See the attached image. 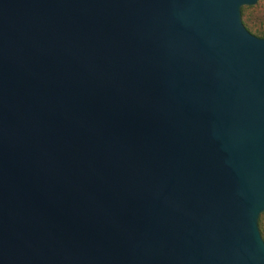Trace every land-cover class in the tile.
I'll list each match as a JSON object with an SVG mask.
<instances>
[{
  "label": "water",
  "instance_id": "95a60500",
  "mask_svg": "<svg viewBox=\"0 0 264 264\" xmlns=\"http://www.w3.org/2000/svg\"><path fill=\"white\" fill-rule=\"evenodd\" d=\"M259 0H0V264H264Z\"/></svg>",
  "mask_w": 264,
  "mask_h": 264
},
{
  "label": "rangeland",
  "instance_id": "374dc122",
  "mask_svg": "<svg viewBox=\"0 0 264 264\" xmlns=\"http://www.w3.org/2000/svg\"><path fill=\"white\" fill-rule=\"evenodd\" d=\"M242 18L244 24L251 32L254 34H264V0H259L256 5L249 6L242 13ZM260 228H262L264 233V217Z\"/></svg>",
  "mask_w": 264,
  "mask_h": 264
},
{
  "label": "trees",
  "instance_id": "16d2710c",
  "mask_svg": "<svg viewBox=\"0 0 264 264\" xmlns=\"http://www.w3.org/2000/svg\"><path fill=\"white\" fill-rule=\"evenodd\" d=\"M248 7H249V6H244V7L242 8V13H244L245 10H246ZM252 33H253V32H252ZM253 34H254V33H253ZM255 35L264 38V34H255ZM263 217H264V213L261 215L260 226L262 225V219H263ZM261 231H262V235H263V237H264V233H263L262 228H261Z\"/></svg>",
  "mask_w": 264,
  "mask_h": 264
}]
</instances>
